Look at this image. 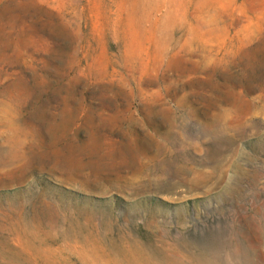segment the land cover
<instances>
[{
	"label": "rangeland",
	"instance_id": "1",
	"mask_svg": "<svg viewBox=\"0 0 264 264\" xmlns=\"http://www.w3.org/2000/svg\"><path fill=\"white\" fill-rule=\"evenodd\" d=\"M120 262L264 264V0H0V264Z\"/></svg>",
	"mask_w": 264,
	"mask_h": 264
},
{
	"label": "bare ground",
	"instance_id": "2",
	"mask_svg": "<svg viewBox=\"0 0 264 264\" xmlns=\"http://www.w3.org/2000/svg\"><path fill=\"white\" fill-rule=\"evenodd\" d=\"M31 227V226H30ZM74 230V229H73ZM42 235V234H41ZM110 248V247H109ZM106 251V250H105ZM126 251V250H125ZM85 253V252H84ZM139 253V252H138ZM22 256V255H21ZM122 256V255H121ZM128 256H129V254H128ZM137 256V255H136ZM107 257V256H106ZM111 257V256H110ZM131 257V256H130ZM76 258V257H75ZM125 258V257H124ZM152 260H153V258H152ZM127 261V260H126ZM80 262V261H79ZM122 262V261H121ZM121 262H120V264H121ZM142 262V261H141ZM127 263V262H126ZM123 264H124V262H123ZM133 264V263H132ZM144 264V263H143Z\"/></svg>",
	"mask_w": 264,
	"mask_h": 264
}]
</instances>
